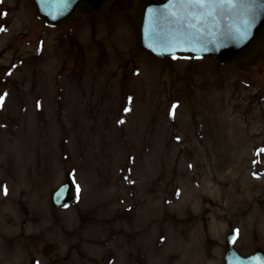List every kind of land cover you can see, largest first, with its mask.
Wrapping results in <instances>:
<instances>
[{
	"label": "rangeland",
	"instance_id": "rangeland-1",
	"mask_svg": "<svg viewBox=\"0 0 264 264\" xmlns=\"http://www.w3.org/2000/svg\"><path fill=\"white\" fill-rule=\"evenodd\" d=\"M133 2L50 29L0 0V264H225L230 231L264 250V52L155 59Z\"/></svg>",
	"mask_w": 264,
	"mask_h": 264
},
{
	"label": "water",
	"instance_id": "water-1",
	"mask_svg": "<svg viewBox=\"0 0 264 264\" xmlns=\"http://www.w3.org/2000/svg\"><path fill=\"white\" fill-rule=\"evenodd\" d=\"M36 16L47 26L58 27L79 12L97 14L113 0H30ZM139 50L158 58L177 54L208 56L219 63L235 60L251 64L264 49V0H231L217 3H178L177 0H136L129 11ZM73 182L67 172L63 184L50 192L52 206L73 201ZM234 233L226 239V264H264L256 250L242 257L233 248ZM44 256L55 254L51 243L41 247Z\"/></svg>",
	"mask_w": 264,
	"mask_h": 264
},
{
	"label": "snow or ice",
	"instance_id": "snow-or-ice-1",
	"mask_svg": "<svg viewBox=\"0 0 264 264\" xmlns=\"http://www.w3.org/2000/svg\"><path fill=\"white\" fill-rule=\"evenodd\" d=\"M177 2L178 3L201 4V3L231 2V0H177Z\"/></svg>",
	"mask_w": 264,
	"mask_h": 264
},
{
	"label": "bare ground",
	"instance_id": "bare-ground-1",
	"mask_svg": "<svg viewBox=\"0 0 264 264\" xmlns=\"http://www.w3.org/2000/svg\"><path fill=\"white\" fill-rule=\"evenodd\" d=\"M47 154L49 155V153H47ZM22 180H23V181H26L24 177H22Z\"/></svg>",
	"mask_w": 264,
	"mask_h": 264
}]
</instances>
